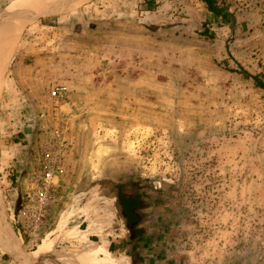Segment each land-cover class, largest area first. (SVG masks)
<instances>
[{
    "label": "rangeland",
    "instance_id": "rangeland-1",
    "mask_svg": "<svg viewBox=\"0 0 264 264\" xmlns=\"http://www.w3.org/2000/svg\"><path fill=\"white\" fill-rule=\"evenodd\" d=\"M153 1L27 20L0 0V40L15 39L0 77V264H24L11 238L19 258L43 240L79 257L63 264H264V88L238 72L264 83V0H224L232 22L197 0ZM59 148L31 231L28 194ZM120 190L136 194L135 226ZM110 238L117 252L96 259Z\"/></svg>",
    "mask_w": 264,
    "mask_h": 264
},
{
    "label": "built area",
    "instance_id": "built-area-1",
    "mask_svg": "<svg viewBox=\"0 0 264 264\" xmlns=\"http://www.w3.org/2000/svg\"><path fill=\"white\" fill-rule=\"evenodd\" d=\"M65 91L64 86H55L50 94L53 97H60ZM61 149L59 148L55 154L50 150L43 151V170L40 178L28 194V204L24 207V223L26 228L31 231L40 229L44 222L47 212V207L51 201L50 187L53 186L57 178L62 173L61 166Z\"/></svg>",
    "mask_w": 264,
    "mask_h": 264
},
{
    "label": "crops",
    "instance_id": "crops-1",
    "mask_svg": "<svg viewBox=\"0 0 264 264\" xmlns=\"http://www.w3.org/2000/svg\"><path fill=\"white\" fill-rule=\"evenodd\" d=\"M12 1H14V0H11V2ZM11 2H9V4ZM4 26L5 25H1L0 29L4 28ZM116 194H119L118 195V197H119V199H118L119 210L121 212V215H122L124 221L126 222V224L135 226V224L137 222V215H136V213L134 211V209L136 208V207H134L135 198L133 199V196L135 194L134 193H124V195H122L121 193H116ZM131 206H133L132 209H131ZM131 213H132V215H131ZM80 224L81 223H79L76 226L77 227V231H78L77 237L81 236L80 234L82 232H84V230L80 228ZM132 236H134V238L136 237L134 235V233L132 234ZM88 243L97 244L96 241H90V240H88ZM116 244H117L116 240L113 239V238H110V239H108L106 241V243L102 244V247L100 245H97V247H93V252H96V253H94L96 259H102L101 257H97V256H99V254L106 255V254H109L111 252H115L116 253L117 249H118ZM9 248H10V252L11 253L8 252L7 250L5 252L10 254L14 258L15 257L18 258L24 264H41L43 262H50V264H63V263H67V262H73L74 259L75 260L79 259L77 254H76V257H75L73 252L68 253V251H66V253H64L65 251L63 252L64 254H68V255H65V256L64 255L61 256V254H58V256H55V254L49 255V251H51V249H50L49 243L45 242L44 240L37 245L36 249H33V250L30 251L29 258H19L21 256H20V253H19L17 241L12 239V238H11V242L9 244ZM91 256L94 257L93 254ZM47 257H48V260H47ZM68 257H70V258H68Z\"/></svg>",
    "mask_w": 264,
    "mask_h": 264
},
{
    "label": "bare ground",
    "instance_id": "bare-ground-1",
    "mask_svg": "<svg viewBox=\"0 0 264 264\" xmlns=\"http://www.w3.org/2000/svg\"><path fill=\"white\" fill-rule=\"evenodd\" d=\"M83 1L85 0H14L8 5V7L5 8L3 14L6 18L17 12H20V13L23 12L26 19L28 20L29 18L30 20V19H33L37 15L62 13L64 11H67L77 6L78 4L80 5V3H82ZM12 39H13V36L10 37L8 40H7V37L6 39L4 38V40L2 41L0 40V77H1L2 71H4L3 69H5L4 67L9 59V56L11 54V51L15 43V39L13 40Z\"/></svg>",
    "mask_w": 264,
    "mask_h": 264
},
{
    "label": "trees",
    "instance_id": "trees-1",
    "mask_svg": "<svg viewBox=\"0 0 264 264\" xmlns=\"http://www.w3.org/2000/svg\"><path fill=\"white\" fill-rule=\"evenodd\" d=\"M201 2L205 8V10L212 15L215 19H219L225 22H232L233 15L228 11V6L224 2V0H197ZM143 5L145 10L151 11L154 9V1L153 0H143ZM238 72L246 78H250L252 82L261 88H264V83L261 80V75L259 74H250L246 70L239 68ZM119 194H117L118 196ZM130 212V211H129ZM132 215V213H131ZM5 257V255H2Z\"/></svg>",
    "mask_w": 264,
    "mask_h": 264
},
{
    "label": "water",
    "instance_id": "water-1",
    "mask_svg": "<svg viewBox=\"0 0 264 264\" xmlns=\"http://www.w3.org/2000/svg\"><path fill=\"white\" fill-rule=\"evenodd\" d=\"M120 193H121L122 195H124V192H123L122 190H120ZM117 199H119L118 196H117ZM23 258H29V257H23Z\"/></svg>",
    "mask_w": 264,
    "mask_h": 264
},
{
    "label": "flooded vegetation",
    "instance_id": "flooded-vegetation-1",
    "mask_svg": "<svg viewBox=\"0 0 264 264\" xmlns=\"http://www.w3.org/2000/svg\"><path fill=\"white\" fill-rule=\"evenodd\" d=\"M135 197H136V194L133 196V199H134ZM127 204H128V203H127ZM127 204H126V205H127ZM132 208H133V206H131V209H132Z\"/></svg>",
    "mask_w": 264,
    "mask_h": 264
}]
</instances>
